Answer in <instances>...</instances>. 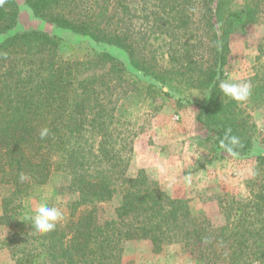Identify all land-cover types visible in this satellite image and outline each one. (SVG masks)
I'll return each instance as SVG.
<instances>
[{
    "label": "trees",
    "instance_id": "16d2710c",
    "mask_svg": "<svg viewBox=\"0 0 264 264\" xmlns=\"http://www.w3.org/2000/svg\"><path fill=\"white\" fill-rule=\"evenodd\" d=\"M232 2L23 0L34 16L96 47L64 58L56 35L10 33L19 6L0 0V185L9 190L0 225L9 228L2 246L14 264H120L124 243L134 239L149 240L155 253L179 244L196 264H264V152L253 168L256 189L245 199H221L225 223L217 227L143 170L127 176L133 141L144 130L145 103L177 94L181 107L193 89L205 95L194 102L195 118L215 149L233 154L221 142L235 136L233 155L252 151L248 110L264 103L261 43L246 101L224 97L218 85L225 79L230 35L264 23V0H243L239 10ZM109 49L123 52L126 61ZM43 127L49 134L41 139ZM55 174L67 181L60 194L74 198L54 231L34 234L23 220L34 213L28 200ZM116 194L115 218L101 220L97 204Z\"/></svg>",
    "mask_w": 264,
    "mask_h": 264
},
{
    "label": "rangeland",
    "instance_id": "374dc122",
    "mask_svg": "<svg viewBox=\"0 0 264 264\" xmlns=\"http://www.w3.org/2000/svg\"><path fill=\"white\" fill-rule=\"evenodd\" d=\"M16 1L19 6L18 22L10 33L35 29L56 35L60 39L57 54L64 58H80L95 47L88 38L34 16L23 0ZM242 3L243 0H233L232 8L239 10ZM229 43L224 80L249 83L255 58L259 54V43L264 49V23L248 24L241 31L232 33ZM109 50L126 61L123 52ZM184 96L189 101L183 99L181 107L176 103L177 94L173 97L160 96L156 105L145 103L141 111L144 130L133 141L127 176H135L143 170L148 179L157 183L166 194L186 200L193 214L206 216L214 227L221 226L225 219L219 201L226 195L245 199L251 190L256 189L251 185V179L256 157L264 152V103L248 110L249 120L254 124L252 151L245 156H236L216 150L213 137L196 120L198 108L194 102H202L204 93L193 89ZM66 183L60 174L53 175L43 188L33 192L28 200L31 207L35 210L41 203L47 202L65 211V205L74 198L65 190L63 195L60 194V186ZM8 193V188L0 185V214L1 201ZM120 200V195L116 194L110 200L97 204L99 218H115ZM30 231L38 234L32 226ZM8 232L9 228L0 225V264H14L7 249L2 246ZM120 264L196 263L179 244L166 245L155 253L149 240L134 239L124 243Z\"/></svg>",
    "mask_w": 264,
    "mask_h": 264
},
{
    "label": "clouds",
    "instance_id": "9594fccd",
    "mask_svg": "<svg viewBox=\"0 0 264 264\" xmlns=\"http://www.w3.org/2000/svg\"><path fill=\"white\" fill-rule=\"evenodd\" d=\"M220 92L224 97L235 100L237 102L246 101L251 94V85L247 82H233L231 80H222L218 85ZM230 131V130H229ZM49 134L47 127L41 128L39 136L44 139ZM228 142H221V148L229 153H234V147L239 143L238 138L232 136L228 138ZM254 174V173H253ZM23 180V175L21 176ZM63 219V213L60 208L56 206H50L47 202L41 203L35 210L34 213L27 216L23 220L30 222L33 231L40 234H46L54 231L57 224Z\"/></svg>",
    "mask_w": 264,
    "mask_h": 264
}]
</instances>
